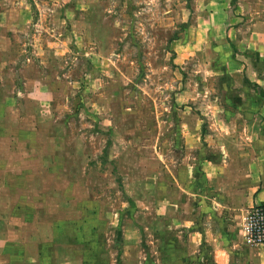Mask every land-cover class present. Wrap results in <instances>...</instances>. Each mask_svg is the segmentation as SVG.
<instances>
[{
	"label": "rangeland",
	"instance_id": "rangeland-1",
	"mask_svg": "<svg viewBox=\"0 0 264 264\" xmlns=\"http://www.w3.org/2000/svg\"><path fill=\"white\" fill-rule=\"evenodd\" d=\"M263 180L264 0H0V264H223Z\"/></svg>",
	"mask_w": 264,
	"mask_h": 264
},
{
	"label": "crops",
	"instance_id": "crops-1",
	"mask_svg": "<svg viewBox=\"0 0 264 264\" xmlns=\"http://www.w3.org/2000/svg\"><path fill=\"white\" fill-rule=\"evenodd\" d=\"M257 204L264 205V180L253 189L244 206L240 205L235 211L231 208V218L226 220L218 215L214 219L215 223L209 229L210 232L215 231L211 242L214 248L220 250L218 256H222L223 264H264V249L252 247L246 240L247 216L250 209Z\"/></svg>",
	"mask_w": 264,
	"mask_h": 264
},
{
	"label": "built area",
	"instance_id": "built-area-1",
	"mask_svg": "<svg viewBox=\"0 0 264 264\" xmlns=\"http://www.w3.org/2000/svg\"><path fill=\"white\" fill-rule=\"evenodd\" d=\"M246 240L251 246L264 248V205H254L246 220Z\"/></svg>",
	"mask_w": 264,
	"mask_h": 264
}]
</instances>
